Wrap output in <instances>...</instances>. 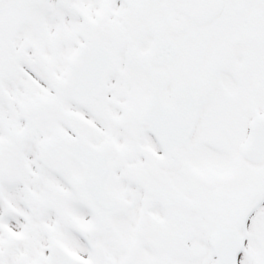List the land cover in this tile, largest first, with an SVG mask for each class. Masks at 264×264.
Segmentation results:
<instances>
[{"label": "snow or ice", "instance_id": "snow-or-ice-1", "mask_svg": "<svg viewBox=\"0 0 264 264\" xmlns=\"http://www.w3.org/2000/svg\"><path fill=\"white\" fill-rule=\"evenodd\" d=\"M0 264H264V0H0Z\"/></svg>", "mask_w": 264, "mask_h": 264}]
</instances>
